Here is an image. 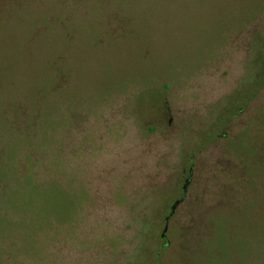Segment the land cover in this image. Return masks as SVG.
I'll list each match as a JSON object with an SVG mask.
<instances>
[{
  "label": "rangeland",
  "instance_id": "374dc122",
  "mask_svg": "<svg viewBox=\"0 0 264 264\" xmlns=\"http://www.w3.org/2000/svg\"><path fill=\"white\" fill-rule=\"evenodd\" d=\"M0 264H264V0H0Z\"/></svg>",
  "mask_w": 264,
  "mask_h": 264
},
{
  "label": "flooded vegetation",
  "instance_id": "af4514ba",
  "mask_svg": "<svg viewBox=\"0 0 264 264\" xmlns=\"http://www.w3.org/2000/svg\"><path fill=\"white\" fill-rule=\"evenodd\" d=\"M260 69H262V68H260ZM258 75V74H257ZM247 100H248V98H247ZM241 112V111H240ZM179 201H182L181 199L180 200H178V202L176 201V203H174V205L171 207V214L173 215V213H174V211H175V209H176V207H177V204H179L180 202ZM171 214H170V216H168L167 218H166V222H168L169 220H170V218L172 217L171 216ZM168 228V226H166V229ZM166 237H165V234L163 233L162 234V239H165ZM169 244H170V242H168V241H166V240H163V246L166 248V247H168L169 246Z\"/></svg>",
  "mask_w": 264,
  "mask_h": 264
},
{
  "label": "trees",
  "instance_id": "16d2710c",
  "mask_svg": "<svg viewBox=\"0 0 264 264\" xmlns=\"http://www.w3.org/2000/svg\"><path fill=\"white\" fill-rule=\"evenodd\" d=\"M255 95V94H254ZM254 95H252L251 97H253ZM180 200V199H179ZM177 202H178V200H177ZM180 203L179 204H177V206H179L180 204H181V202L182 201H179ZM176 203V202H175ZM171 216H172V214H171ZM169 222V221H168ZM166 231V227L164 228V232Z\"/></svg>",
  "mask_w": 264,
  "mask_h": 264
},
{
  "label": "water",
  "instance_id": "95a60500",
  "mask_svg": "<svg viewBox=\"0 0 264 264\" xmlns=\"http://www.w3.org/2000/svg\"><path fill=\"white\" fill-rule=\"evenodd\" d=\"M167 230V229H166Z\"/></svg>",
  "mask_w": 264,
  "mask_h": 264
}]
</instances>
